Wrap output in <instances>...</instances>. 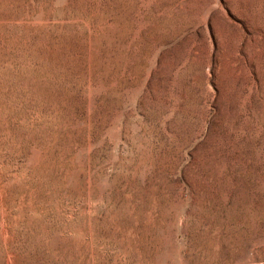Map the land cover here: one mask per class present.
Masks as SVG:
<instances>
[{"label":"rangeland","instance_id":"1","mask_svg":"<svg viewBox=\"0 0 264 264\" xmlns=\"http://www.w3.org/2000/svg\"><path fill=\"white\" fill-rule=\"evenodd\" d=\"M0 264H264V0H0Z\"/></svg>","mask_w":264,"mask_h":264}]
</instances>
